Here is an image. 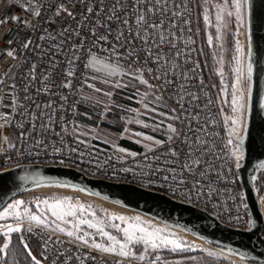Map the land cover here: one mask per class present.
Masks as SVG:
<instances>
[{
    "label": "built area",
    "instance_id": "built-area-1",
    "mask_svg": "<svg viewBox=\"0 0 264 264\" xmlns=\"http://www.w3.org/2000/svg\"><path fill=\"white\" fill-rule=\"evenodd\" d=\"M116 3L117 0H0V20L7 21L0 23V112L12 115V121L6 127L8 133L12 132L14 137L4 150H0V172L34 164L73 168L90 177L137 185L204 210L230 227L250 229L252 218L242 191L239 168L236 167L235 158L230 155L234 145L228 144L232 137L230 127L224 121L226 104H221L219 108L216 93L199 58L196 36L198 0H188V11L182 18H176L180 25L176 30L180 39L174 40L177 47L173 49L165 44L159 48H151V59L149 51L146 50L149 45L136 38V32H143L148 24L138 26L136 16L139 5L134 7V0H120L126 12H116L120 17L119 21H107L108 28L111 29V43L95 42L91 35L93 27L99 34H108V28L96 25L95 21L98 18L101 22L106 21ZM61 5L73 15L69 16L68 12L63 11L56 15ZM88 7H92L94 11L88 13ZM26 8L33 11L39 9L40 14L33 15V11H27ZM96 13H100L99 17ZM12 16L20 19L12 21ZM124 19L129 22L127 26L123 24ZM161 19L165 21L164 27L167 28L171 12L165 16H152L148 23L158 24ZM184 20L189 23L184 24ZM63 29L69 31L64 37L58 36L56 41L40 39L41 35L59 34ZM75 31L80 32L79 37L73 34ZM118 35L119 41L116 39ZM61 39L64 40L63 50L53 56L52 44L59 43ZM82 39L86 40L82 49H73L72 45H79ZM9 40L12 41L11 45ZM28 40L32 43L28 49H24L23 44ZM126 41L131 43H125ZM37 45L40 47H36ZM111 45L116 46L115 51ZM89 49L96 53V59L108 61L122 70L147 79L148 84L145 86L156 99L159 97L157 100L163 110L170 114L171 119L174 116L180 117L172 119L180 135L177 137L172 132L162 131L160 127L158 133L164 143L151 151L142 149L132 152L136 155L120 154L108 144H90L79 140L76 128L80 107L92 77V67L84 66L92 59ZM9 50H15V59L7 56ZM177 50L182 53L181 56L176 55ZM129 51H134L135 54L129 57ZM73 53L80 58L70 66L67 60L73 58ZM157 55H163L168 61L178 64L179 72L187 73L188 78L175 74L177 70L172 69L167 75V79L173 81L172 84L164 83L163 76L156 79L160 74L157 64L153 62ZM53 60L57 62L54 70L49 66ZM160 63L164 64L165 61ZM33 64L37 66L36 80L28 75ZM129 65L132 67L129 68ZM69 67H74L73 77L65 74ZM147 68L153 70L151 74L147 72ZM136 69L144 70L136 72ZM44 76L49 77L47 91L43 90ZM69 80L71 87H64ZM13 84L15 88L11 87ZM181 84L184 85L183 89L178 87ZM25 87L28 88L27 93L24 91ZM188 94H194L196 98L193 99ZM26 95L32 99L25 100ZM13 97L30 113H36L39 117L34 128L28 117L14 113L9 107ZM49 102L52 107H44ZM37 104L41 105L39 109ZM173 109L176 111L173 112ZM41 112L44 113L43 116H40ZM193 116L196 119H192ZM0 123L3 121L0 120ZM20 124L24 125L23 129L19 127ZM41 124L47 125V128L41 129ZM25 130L28 133L26 138L20 135ZM170 135L173 136L172 141L168 140ZM185 136L190 144L185 141ZM197 137L204 143H197ZM37 140L42 143L37 144ZM9 144L14 147H9ZM170 149H174L177 155L173 156ZM240 150L242 151L241 146ZM197 159L201 161L200 164L193 163ZM241 162L242 160L240 165ZM186 163L191 171L183 167ZM209 165L212 171H207ZM200 172H206V176L201 177ZM164 177L168 179L165 180ZM197 179L200 180L199 185L195 183ZM209 186L215 189L211 195ZM21 234L24 239L37 245V259L41 264H80L81 259L84 264H116L121 259L83 244L78 246L73 238L51 229L34 227L32 232L23 231ZM49 235L52 236V241L45 245ZM57 240L64 243H56ZM150 252L152 254L146 257L147 261L158 255L155 251ZM68 257L72 258L69 260ZM160 257L157 264H177L164 256ZM123 264H145V261L124 259Z\"/></svg>",
    "mask_w": 264,
    "mask_h": 264
},
{
    "label": "snow or ice",
    "instance_id": "snow-or-ice-1",
    "mask_svg": "<svg viewBox=\"0 0 264 264\" xmlns=\"http://www.w3.org/2000/svg\"><path fill=\"white\" fill-rule=\"evenodd\" d=\"M249 0H220V2L213 3V0H202V5L205 7V12L203 14V19L206 24H211L212 27L215 28V36H209L208 42L210 46H213V41H220L221 43L216 45V47L220 50H223V44L222 41L226 35H229V25L231 24L232 20L235 19L237 22H241L243 17L247 14V6H248ZM136 5H139L137 8V24L138 26H142L143 24H148V28H145L143 32H136V38L140 39L144 44L149 45V49H146L149 51V59L152 58L153 53L150 51L151 48H159L163 45L167 44L169 47L175 49L177 45L174 43V40H179L180 37L176 35L177 28L180 27L179 23L177 22L176 18H182L184 14L188 11V0H134V7ZM27 11H33L31 8H26ZM68 12L69 16H72L73 13L68 11L63 5H61L56 15H59L60 12ZM88 13H92L94 9L92 7H88L87 9ZM111 15L107 17V20L104 22H101V20L98 18L95 21L96 25H100V27L108 28L107 21L112 20H120V17L116 15L117 11H125L126 8L123 4L120 3V0H117V3L113 6V9L110 10ZM169 12H171V19L170 22L167 24V28L164 27L165 21L163 19L160 20V22L157 23H148L150 17L155 16L157 14L161 16L167 15ZM40 14L39 9H36L33 11V15L38 16ZM97 17H99L100 13H96ZM210 15H214V23L212 20H210ZM20 18L16 16H12V21H18ZM7 21L0 20V23H6ZM128 20L124 19L123 24L125 26L128 25ZM184 24L189 23V21L184 20ZM148 29H151L152 31H149ZM68 29H63L59 34H47V35H41V40H52L56 41L57 37H64V34L68 32ZM129 31L131 32V29L129 28ZM111 33V29L108 28V34H99L95 27L92 28L91 35L93 36L95 42H105V43H111L109 41V34ZM77 37L80 36V32L75 31L73 33ZM122 35V34H121ZM70 38V37H69ZM117 41H119L120 36L118 35L116 37ZM189 42H191L189 38ZM9 45L12 44V41H8ZM31 40L26 41L23 44L24 49H28L31 45ZM86 43V40H80V44L76 45L73 44L72 48L76 49L77 51H80L83 47V45ZM125 43H131V41H126ZM64 40L61 39L59 43L52 44V55L55 56L57 53L63 50ZM36 47H40L37 45ZM112 50L115 51V45H111ZM105 51H108V49H104ZM237 55L233 56V61L236 64V67L232 69V72L234 75V80L227 86V88H222L221 93L229 95L230 99L228 101V106L231 109L232 115L230 117L225 118V123L230 124V138L228 140L229 145H234L232 148V151L230 155L235 158L236 160V167L239 168L240 161L243 159V151L240 150L241 142L243 140V136L235 135V131L233 130H239L240 128L244 127V114L246 112L247 107V100L245 96V92L251 91V85L248 83V78L252 71L251 63H243L241 61V58L239 54L241 53L242 49L239 45V42L237 41L236 49H235ZM47 52V50H45ZM89 53L93 59L96 57V53L89 49ZM135 53L134 51H129L127 53V56L131 57ZM177 56H181L182 53L177 50L176 51ZM7 56L15 59V50H9L7 51ZM117 56L119 57V53H117ZM80 57L76 56L75 53H73V58L68 59L67 63L71 66L74 65V61L78 60ZM164 60L165 63L161 64L160 62ZM154 63L157 64V71L160 73L155 78L161 79V76L165 77L164 83L166 84H172L173 81L171 79H167L168 72L172 69H176L177 72L175 74H178L179 76H182L183 78L187 79V73L179 72V65L172 63L171 61H168L165 56L163 55H157L155 56V59L153 60ZM223 62L222 60L220 61ZM56 61H50V68L55 69ZM92 60H90L87 64L84 66L86 68L91 67ZM170 65V67H169ZM36 65L33 64L31 69L29 70L28 75L31 77L32 80H36L37 77L35 75ZM106 68H108L110 75H115L118 70V65L113 66L112 64H106ZM132 66L129 65V68ZM144 69H136V72H142ZM149 74L152 73L151 68L146 69ZM68 77L74 76V67H69L66 70L65 73ZM141 84H148V80L145 79L142 75L136 77ZM48 76H44V85L43 90H48ZM224 82V75L221 73V83ZM64 87H71V80H69L67 83L63 85ZM119 86V84H117ZM246 86V87H245ZM11 87L15 88V85L13 84ZM151 87V86H150ZM180 89L184 88V85H178ZM25 93L28 92V88H24ZM39 91V89H38ZM96 91H99V89H96ZM106 95H110V93H106ZM191 95L193 99L196 97L194 94H188ZM32 99L30 96L26 95L25 100ZM66 99V98H63ZM159 99V97L157 98ZM180 100H183V97H180ZM211 103V101H209ZM12 111L18 115L26 116L28 119L32 122L33 128L35 127L36 120L39 119V117L36 115V113H30L28 109L23 106L19 100L15 97H13V102L9 106ZM36 107L39 109L41 105L37 104ZM44 107H52L51 102L49 104L44 105ZM181 108L183 109V104L181 103ZM155 111V110H154ZM173 112L176 110L173 109ZM223 111V110H222ZM44 113L41 112L40 116H43ZM165 115V114H161ZM179 116H174L172 119L176 120L179 119ZM51 119V117H49ZM192 119H196V116H193ZM0 120L3 121V123H0V128H3L7 124H9L12 121V115L11 114H5L0 112ZM140 123V121H137ZM19 127L22 129L24 128L23 124H20ZM41 129H46L47 125L41 124ZM157 128L160 127L159 124L156 125ZM168 129L175 134L177 137L180 135L178 130L170 123L167 125ZM21 137L26 138L28 135L27 131L21 132ZM135 135H142L140 133H136ZM2 139L5 143H7L8 138L2 137ZM145 139L152 141L153 137L147 136ZM169 141L173 140V136L168 137ZM197 143H204L199 139V137L196 138ZM185 141L189 142L188 137L185 136ZM235 141V143H234ZM37 144H41L42 141L37 140ZM155 145H161L164 142L160 140L154 141ZM9 147H14V145L9 144ZM148 147V146H146ZM152 149L148 147V151H151ZM56 151H59V149H56ZM75 151V149H73ZM120 151H124V149H120ZM171 154L173 156L177 155V152L174 149H170ZM132 155H136L135 153H132ZM60 163H63V161H60ZM193 163L200 164L201 161L197 159ZM185 169L191 171V168L189 164H185L183 166ZM156 171H159L157 169ZM207 171H212L211 165H209ZM201 177L206 176V172H200ZM219 178V176H218ZM165 180L168 179V177H164ZM253 180H256V177H253ZM183 182V181H181ZM197 185L200 184V180L197 179L195 182ZM215 191V189H212L209 186V195ZM38 204L41 202H37ZM42 203L46 206L45 212L50 213L51 219L49 216L45 214H35L32 212H29L27 207L23 208V211H21V207L25 205V202L22 200H15L13 203L7 204L6 207H2V211H0V219L8 220V219H14L17 221L15 225L8 223L5 225H0V236L4 238V243L0 245V264H4L5 256L8 255L7 249H9L10 243H11V235L14 233H22L23 231L32 232L34 227H39L41 229H51L52 231H56L59 233H64L66 236L73 238L76 242L79 244H83L86 247L116 255L120 257L121 259L116 262V264H123L124 259H135L137 261H145V264H157V261L161 259L159 255L155 256V259L151 261H147L146 257L150 254V250H160V249H169L172 252H185L190 250L191 245L182 242L179 238H173L174 234L166 233L164 229L159 227H147L146 222L142 221L139 217H132L125 218L124 216H107L106 218H100L97 217L95 212H90L89 209L91 208L90 205L86 206L84 204H77L72 203L71 198L69 197H57L53 199V201L50 203L48 199H45L42 201ZM116 219L124 222V226L122 227L120 224H109L108 221ZM27 221V227L25 228L24 222ZM249 225L251 226V221H249ZM108 229H115L117 233L122 234V237H118V235H113L112 232H110ZM99 236L101 238V241H107V243L104 242H97L95 237ZM49 241H52V236L49 235L47 240L45 241V245ZM23 245V249L27 252V255L31 257L34 264H41L39 260L35 256L32 255L31 249L29 248L28 244L24 241L23 236L21 235L20 241ZM56 243H64V241L57 240ZM143 246L144 253H141L140 255H135L133 252V249ZM60 255H63V253H60ZM72 257H68L70 260ZM90 259H95V257H88ZM55 264V262H53ZM80 264H84L83 259H81Z\"/></svg>",
    "mask_w": 264,
    "mask_h": 264
},
{
    "label": "rangeland",
    "instance_id": "rangeland-1",
    "mask_svg": "<svg viewBox=\"0 0 264 264\" xmlns=\"http://www.w3.org/2000/svg\"><path fill=\"white\" fill-rule=\"evenodd\" d=\"M217 2H220V0H213V3ZM198 6L200 8V15L205 33V40L203 44L200 42L201 39H199L200 55L204 57V68L209 74L210 83L218 95L219 101L221 104H226V115L224 116L225 121V118L230 117L232 112L228 106L230 97L226 93L222 94L221 89L227 88V86L234 80L235 74L232 72V69L236 67L235 62L233 61V56L237 55L235 51L237 41L239 42V45L242 49L241 53L239 54L241 61L243 63H251L249 59L247 14L243 17L241 22H237L235 19L232 20L231 24L229 25L230 34L224 37L222 41L223 50H220L216 47V45L221 43L220 41L214 40L213 46L209 45L208 37L210 35L215 36V28L212 27L211 24H206L203 19L205 7L202 5V0H198ZM210 20H212L214 23V15H210ZM205 52H207V58L209 60H205ZM91 60L92 77L85 89L81 108L84 109L86 118L89 122H91V130H93L96 134L101 135L103 137V141L106 144H108L110 147L116 148L118 145H120L119 141L121 139L129 140L132 136H135V134L130 132V130H137L143 132L140 133L142 135L146 133V135H151L162 139L160 133H158L155 129H160L161 127L162 131L170 133L171 131L167 127V125L170 123L176 128V125L171 119L170 114L163 110V108L158 103V100L145 86V84H141L139 82L135 73L122 70L118 67L117 73L115 75H110V70L105 67V65L109 64L110 62L100 61L96 58H92ZM221 60L223 61L222 63L220 62ZM113 66L115 67V65ZM221 73L224 75L223 84L221 83ZM251 79L252 71L248 78V83L250 85L252 82ZM117 84H119V86H117ZM96 89H99V91H96ZM106 93H110V95H106ZM245 96L247 100V107L244 114L245 125L242 127L244 128V132L241 133L242 128H240L238 131L233 130L235 131V135L238 136H244L246 129L250 92L246 91ZM162 113L165 115H161ZM137 121H140V123ZM157 124L160 125L159 128L156 127ZM228 125L231 128V125ZM13 138L14 137L11 134V136L8 137V142L13 140ZM117 148L115 149L116 151H118L120 154H125L120 151L119 147ZM261 184L262 191L259 195V201L260 207L264 214V171ZM35 189L36 188H32L27 190L25 193L16 196L15 198L8 201L3 207H6L7 204L13 203L15 200H22L25 202V205L21 207V211H23L24 207H27L29 212L35 213L37 215L43 213L49 216L51 219L50 213L45 212L46 206L42 203V201L48 199L51 203L53 199L57 197H69L71 198L72 203L84 204L86 206L90 205L91 208L89 211L95 212L97 217L106 218L107 216H124L125 218H129V220L132 217H139L142 221L146 222L145 226L147 227H159L164 229L166 233L174 234L173 238H179L182 242L191 245L190 250L185 252H172L169 249L162 248L160 250L153 249L150 251H155L159 256H164L177 264H225L227 262L253 264L249 260L238 256L234 252L214 247L205 240L201 241L196 238L194 240V238L192 236L190 237V235L186 232L170 227L141 213H137L123 207L120 208V206L117 207L115 204L113 205L112 203L106 201L94 199L78 192L66 190L56 191L38 188L36 190ZM38 201L41 203L38 204ZM0 211H2V208ZM8 223L15 225L17 221L14 219H0V225H5ZM108 223L120 224L122 227L124 226L123 221L116 219L109 220ZM24 226H27V221L24 222ZM108 230L112 232L113 235L122 237V234L117 233L115 229ZM57 233L66 236L64 233ZM14 234L18 235L20 233ZM95 239L97 242L107 243L106 240L101 241L99 236H96ZM4 242L5 241H3V243ZM6 251L8 255L5 256L4 264H20L15 250L7 249ZM144 251L145 250L143 246L133 249L135 255H140L141 253H144ZM31 252L32 255L37 258L38 251L36 253L31 250ZM29 258L31 260L29 264H34L31 257Z\"/></svg>",
    "mask_w": 264,
    "mask_h": 264
},
{
    "label": "water",
    "instance_id": "water-1",
    "mask_svg": "<svg viewBox=\"0 0 264 264\" xmlns=\"http://www.w3.org/2000/svg\"><path fill=\"white\" fill-rule=\"evenodd\" d=\"M247 31L252 82L246 129L241 142L244 155L238 174L252 218L250 229L230 227L204 210L137 185L90 177L62 166L21 165L1 171L0 206L38 184L76 186L107 202L199 237L214 247L234 252L250 262L264 264V214L249 179L255 168L264 171V0H249Z\"/></svg>",
    "mask_w": 264,
    "mask_h": 264
},
{
    "label": "trees",
    "instance_id": "trees-1",
    "mask_svg": "<svg viewBox=\"0 0 264 264\" xmlns=\"http://www.w3.org/2000/svg\"><path fill=\"white\" fill-rule=\"evenodd\" d=\"M199 35V37H198ZM196 36H197V46H198V53H199V58L202 62V66L204 68V57L200 55V49H199V39H201L200 42H204L205 40V33H204V29H203V24H202V20H201V15H200V8L199 6L197 7V15H196ZM206 54V57H205V60H209L207 58V52H205ZM204 62V63H203ZM204 73L205 75L207 76V78L210 80L209 78V74L207 73L206 69L204 68ZM263 86H264V80H263ZM214 90V88H213ZM215 92V90H214ZM216 93V92H215ZM264 93V92H263ZM216 97L218 99V103H219V108H221V102L219 101V98H218V95L216 94ZM226 124V123H225ZM12 132L9 133V137L11 136ZM120 145H122L123 147H126L128 149H131V150H135V151H140L142 150V147L138 146L137 144L135 143H132L128 140H124V139H121L119 141ZM256 177V180H253V177ZM250 183L254 189V192L256 194V197L259 199V195L261 194V191H262V180H263V169H258V168H255L251 173H250ZM21 233L18 234V235H12V241H11V244L9 246V249H13L15 250V252L17 253V257L19 258V263L20 264H29L30 263V258L28 257L27 255V252L23 249V245L19 242L20 241V237H21ZM4 241V238L2 236H0V245H2ZM24 241L28 244L29 248L36 252L38 251V247L35 243L33 242H29L28 240L24 239ZM251 263L253 264H260V263H257V262H254V261H251Z\"/></svg>",
    "mask_w": 264,
    "mask_h": 264
},
{
    "label": "crops",
    "instance_id": "crops-1",
    "mask_svg": "<svg viewBox=\"0 0 264 264\" xmlns=\"http://www.w3.org/2000/svg\"><path fill=\"white\" fill-rule=\"evenodd\" d=\"M78 122L79 123H78V126L76 128V134H77V137L79 138V140L86 142V143H90V144H101V143L106 144L103 141V139H102L103 137L101 135H98L93 130H91V122L88 121V119L86 118V113H85L84 109H82L81 107H80L79 121ZM244 125H245V123H244ZM155 130L157 132L159 131V129H155ZM8 131L9 130L6 126H4L3 128H0V138L5 137V136L8 138V135H9ZM241 131H242L241 133H243L244 128H242ZM130 132H132L133 134L143 133V132H140L137 130H130ZM147 136H151V135H146V133H144L143 135H135V136H132L128 141L137 144L138 146L142 147V149H144V150H148V147L153 149L155 147L160 146V145H155V143H154L155 140L163 141L161 138H157L154 136H151V137H153V140L149 141V140L145 139V137H147ZM7 144H8V140H7V143H5L2 139H0V150H4L7 146ZM146 146H148V147H146ZM117 147H119L120 149H124V151H122V152L125 154H129V153H132L135 151V150H131V149H128L126 147H123L122 145H118ZM116 148L114 147V149H116Z\"/></svg>",
    "mask_w": 264,
    "mask_h": 264
},
{
    "label": "bare ground",
    "instance_id": "bare-ground-1",
    "mask_svg": "<svg viewBox=\"0 0 264 264\" xmlns=\"http://www.w3.org/2000/svg\"><path fill=\"white\" fill-rule=\"evenodd\" d=\"M32 188H38V189H48V190H56V191H61V190H66V191H72V192H78V193H81V194H83V195H86V196H89V197H91V198H94V199H99V200H102V201H105V200H103V199H101V198H99V197H97V196H95V195H93V194H91L90 192H88L87 190H84V189H81V188H79V187H76V186H71V185H66V184H59V183H43V184H38V185H35V186H33V187H31L30 189H32ZM29 189V190H30ZM35 189V190H36ZM107 202V201H106ZM110 203V202H109ZM114 205V204H113ZM116 206V205H115ZM118 207V206H117ZM121 208V207H120ZM187 235V234H186ZM190 235V234H189ZM193 237L194 238V240H195V238L196 239H198V240H203V239H201V238H199V237H196V236H194V235H190V237ZM197 240V241H198ZM199 242V241H198ZM238 255V254H237ZM238 256H240V255H238ZM241 258V257H240Z\"/></svg>",
    "mask_w": 264,
    "mask_h": 264
}]
</instances>
